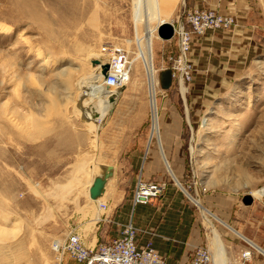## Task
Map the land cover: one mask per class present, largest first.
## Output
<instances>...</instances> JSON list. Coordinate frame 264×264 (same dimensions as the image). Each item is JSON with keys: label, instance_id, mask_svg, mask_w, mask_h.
Masks as SVG:
<instances>
[{"label": "rangeland", "instance_id": "374dc122", "mask_svg": "<svg viewBox=\"0 0 264 264\" xmlns=\"http://www.w3.org/2000/svg\"><path fill=\"white\" fill-rule=\"evenodd\" d=\"M243 2L248 9L235 27L192 41L187 91L182 93L177 85L169 94L179 109L177 118L189 125L183 145H178L181 159L169 161L171 172L195 201L185 193L214 256L213 229L206 219L218 230L227 264L245 248L260 256L240 236L259 232L258 227L238 225L230 209H209L204 198L251 196L256 202L264 198L253 196L264 190V0ZM186 5L187 0H180L179 17ZM0 25L12 28L3 32L0 26V213L9 217L8 223L0 224L11 229L22 223L24 230L8 247L0 244V264H61L54 243L63 242L70 228L88 237L98 227L94 219L100 210L85 195L73 193L67 200L61 187L69 184L84 161H97L93 179L100 175L101 134L112 126L119 133L144 93L149 100L147 127L153 126L150 84L137 57L134 0H0ZM156 38L159 104L168 92L161 87L159 74L172 65L159 62L158 45L163 42L157 34ZM111 46L123 48L136 61L131 83L123 88L113 111L102 123L90 122L99 128L95 133L84 122L91 118L95 102L86 104L89 98L81 95L77 84L92 72L87 60H95ZM166 49L167 55L178 54L175 43ZM80 105L86 113L80 112ZM7 113L10 122L2 118ZM95 135L99 139L93 147ZM151 147L160 148L156 139ZM104 196L100 202L107 201Z\"/></svg>", "mask_w": 264, "mask_h": 264}, {"label": "crops", "instance_id": "0c3cea01", "mask_svg": "<svg viewBox=\"0 0 264 264\" xmlns=\"http://www.w3.org/2000/svg\"><path fill=\"white\" fill-rule=\"evenodd\" d=\"M187 3V10L211 9L222 15L233 16L238 21L248 9L243 0H233V2L232 0H187ZM179 5L180 0H161L162 18L160 23L165 20L176 25L180 19ZM227 5L229 6L227 7ZM202 37L196 36L193 40ZM162 42L163 44L158 45L162 49L159 62L165 60L169 53L166 47H171V44L174 43L177 44L175 39ZM177 85L178 81L173 80L171 88L166 95L161 97L158 104L161 117L159 121L160 139L154 137L153 133L151 140L153 126L147 127L146 123L149 100L145 93L142 94L141 105L130 109V111H134L132 119L122 126L119 133H114L112 126V128L107 127L101 134L100 140L103 148L99 152L98 158L104 163H100V174L104 173L107 166L114 167L113 185L110 187L108 184L104 196L109 205L107 216L110 217L111 222H102V224L98 222L97 229L90 232L87 237L88 244L95 246L110 242L119 236L122 226L129 223L152 233L150 235L140 234L138 237L139 246H145L152 242L154 248L166 260V264H190L195 248L207 244L208 234L200 219L194 214L189 197L180 188L181 184L174 172H170L168 168L165 169L166 161L169 163L171 160L181 159L183 151L182 147L178 148V145H183L184 134L189 126L186 121L177 118L179 109L169 95ZM154 139L158 141L161 148L151 147ZM114 161H117V164ZM140 176L148 182L165 184L166 188L162 196L135 205L134 195ZM204 203L209 209H212L211 207L220 211L230 209V216L235 219L238 225L243 226L247 223L256 225L259 232H254L248 237L242 235L247 241L264 251V198L262 201L253 200L250 204H245L244 196L227 200L222 197L209 199L206 196ZM224 206H228V208ZM262 210L263 212H261ZM61 264L79 263L68 255H64ZM252 264H264V254L255 255Z\"/></svg>", "mask_w": 264, "mask_h": 264}, {"label": "built area", "instance_id": "2783aa9c", "mask_svg": "<svg viewBox=\"0 0 264 264\" xmlns=\"http://www.w3.org/2000/svg\"><path fill=\"white\" fill-rule=\"evenodd\" d=\"M236 25L235 17L222 15L211 9H186L184 11L183 24L178 21L174 25V39L177 41L178 54L176 56L172 53L167 55L165 61L172 66L170 68L164 67L165 70H172L173 80L178 81L180 91L183 86L185 87L190 82L192 77L187 55L193 38L204 36L208 31L230 30ZM108 49L110 61L109 70L105 76V85L112 90L122 89L130 81L131 58L123 48L111 46ZM159 85L158 83V88ZM165 188V184L148 182L140 176L137 181L134 204L160 198ZM99 209L104 212L100 222H111L110 217L105 215L109 210L107 202H100ZM140 234L150 235L152 233L129 223L123 225L119 236L110 242L92 246L87 243V237L84 233L76 228H70L62 244L55 245L57 251L54 248L53 250L59 253L62 259L64 255H68L79 264H166V260L154 248L152 242L145 246H139L138 237ZM254 260L255 252L251 248H245L230 264H252ZM190 264H215L214 253L208 243L195 248Z\"/></svg>", "mask_w": 264, "mask_h": 264}, {"label": "bare ground", "instance_id": "6f19581e", "mask_svg": "<svg viewBox=\"0 0 264 264\" xmlns=\"http://www.w3.org/2000/svg\"><path fill=\"white\" fill-rule=\"evenodd\" d=\"M161 18H162L161 0H134V23L136 26V41H135V43L139 48V54L137 55V57L140 60H142L144 65H145V69H146L149 84H150V101H151V109H152V114H153V127H152L151 140H152L153 133H154V137H156L157 139H160L159 111H158V101H157L158 79H157V70H156V63H155L154 41L156 39L157 27L160 24ZM153 24H155V25H153ZM141 28H142V31H141ZM1 29L3 32H10L12 28L10 26L2 25ZM103 50L105 52L101 50V54L96 56L95 60H93V61L87 60L90 63V66L92 68V70H91L92 72L90 74H88V75L86 74L84 77H82L77 84V90H79L81 95L89 98L87 100L86 104H90L91 102H95V105H93V106L90 104L91 107H93L92 111L91 110L89 111L91 118L89 120L84 119V122L89 123L88 124L89 127L94 128V131H91V132H95V133H97L99 128L90 122L92 121L94 123H98V122L102 123L106 119V117L111 113V109L114 107V105L116 103H118V101L120 100V98H122V95H123V93H122L123 88L118 89V90H112V89L106 87V85H105L106 70H107V67L109 65L110 59L109 58L105 59V57L108 56L109 49L107 48V49H103ZM95 61H99L100 64H94ZM135 61H133V62L131 61L132 66L135 63ZM131 80L132 79L130 76V81L125 85V87H127L131 83ZM182 91H187V88L183 86L181 92ZM82 106L80 107V112L85 111V109L82 108ZM84 113H86V112H84ZM80 115H81V113H80ZM86 115H88V114H86ZM3 117L6 120H8V122H10V120H11L10 114H8V113L3 114L2 118ZM95 138L96 139H94V141H93L94 142L93 147H95V144H96L95 142L99 139V136L95 135ZM150 144H151V142H150ZM94 163L97 164V161H93V159H92L89 161H84V163L78 164V166H77L78 168L76 169L77 171L74 173L69 184H67V186L61 187L62 192L65 193L64 198H66L67 200H71L70 196L73 195V193L74 194L76 193L77 195L78 194L79 195H85L88 198H90L89 189L92 186L93 180H94L93 179ZM167 168L171 172V167H170L169 163H168ZM175 181L177 182L176 179H175ZM180 188L184 191V193H186L191 198V196L184 190V188L181 185H180ZM253 196L258 197V198H263L264 197V190L253 193ZM91 202L93 205H95V204H99L100 200H96V201L91 200ZM200 209H201L202 213L209 214V212L206 211L205 209H203L202 207H200ZM101 218H102L101 212H100V210H98L96 217L94 219L95 223L100 222ZM0 220L2 223L6 224L9 221V217L3 216L0 213ZM2 223L0 224V244L6 245L8 247L9 243L11 241L17 239L18 237H20L19 234L23 233L24 230L22 227V223H20V224L18 223L17 225H14V227L11 229H9L5 225L3 226ZM206 223L209 226L211 225L212 229H213L214 236L211 239V245H212L213 250L216 251L215 256H214V263L215 264H227L225 256H224L225 255L224 254V245L221 242L218 230L213 226V224L210 220L206 219ZM25 228H27V227H25ZM24 235H27V234L25 233ZM240 236L248 244L255 247L260 253L264 254V251L262 249L253 245V243H251L250 241H247V239L244 238L243 235H240ZM60 244H62L61 241L54 243L53 248L55 251H57V246ZM55 245H57V246H55ZM59 259H60V261L62 260L60 255H59Z\"/></svg>", "mask_w": 264, "mask_h": 264}, {"label": "water", "instance_id": "95a60500", "mask_svg": "<svg viewBox=\"0 0 264 264\" xmlns=\"http://www.w3.org/2000/svg\"><path fill=\"white\" fill-rule=\"evenodd\" d=\"M186 0H184L185 2ZM184 22V13L180 16L179 23L183 24ZM157 35L158 38L161 39L162 41H171L175 37V28L174 24L162 21L157 27ZM109 56H106L105 59H108ZM110 59V58H109ZM94 64H100L99 61H95ZM109 70V65L106 70V75ZM173 73L171 69H167L162 71L159 74V79L161 83V87L164 90H169L172 86L173 82ZM112 112V111H111ZM114 178V167L113 166H107L105 168V171L103 174H100L98 176L94 177L93 184L89 189V196L91 200H99L103 198V196L106 193L107 186L109 184V181ZM253 201L251 196H246L244 197V203L245 204H250Z\"/></svg>", "mask_w": 264, "mask_h": 264}]
</instances>
